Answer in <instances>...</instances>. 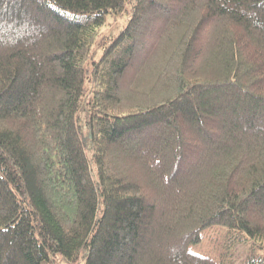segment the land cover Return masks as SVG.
Masks as SVG:
<instances>
[{"label": "trees", "instance_id": "obj_1", "mask_svg": "<svg viewBox=\"0 0 264 264\" xmlns=\"http://www.w3.org/2000/svg\"><path fill=\"white\" fill-rule=\"evenodd\" d=\"M215 224L264 264V0H0V264H227Z\"/></svg>", "mask_w": 264, "mask_h": 264}, {"label": "rangeland", "instance_id": "obj_2", "mask_svg": "<svg viewBox=\"0 0 264 264\" xmlns=\"http://www.w3.org/2000/svg\"><path fill=\"white\" fill-rule=\"evenodd\" d=\"M126 18L127 16L124 14L122 17H120L117 23L115 21V23L108 27L106 31H118L126 22ZM108 19L111 20L112 18L108 16ZM225 235L226 228L224 226H218L215 224L206 227L201 231L200 239L195 243H191L189 245V249L195 252L211 255L219 260L221 258L222 252L225 251V260H228L227 264H243V257L249 249V244H244L233 248L232 246H226L224 240L226 237ZM260 250L264 253V246L261 247ZM57 259L60 261V264H68L61 255H58Z\"/></svg>", "mask_w": 264, "mask_h": 264}]
</instances>
